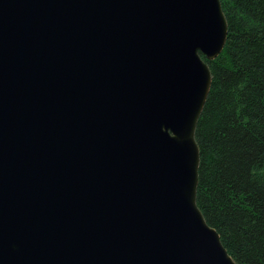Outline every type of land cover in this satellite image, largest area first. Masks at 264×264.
<instances>
[{"label":"water","instance_id":"95a60500","mask_svg":"<svg viewBox=\"0 0 264 264\" xmlns=\"http://www.w3.org/2000/svg\"><path fill=\"white\" fill-rule=\"evenodd\" d=\"M220 0H0V264H240L196 197Z\"/></svg>","mask_w":264,"mask_h":264},{"label":"trees","instance_id":"16d2710c","mask_svg":"<svg viewBox=\"0 0 264 264\" xmlns=\"http://www.w3.org/2000/svg\"><path fill=\"white\" fill-rule=\"evenodd\" d=\"M227 24L207 62L211 85L195 126V201L240 264H264V0H220Z\"/></svg>","mask_w":264,"mask_h":264}]
</instances>
